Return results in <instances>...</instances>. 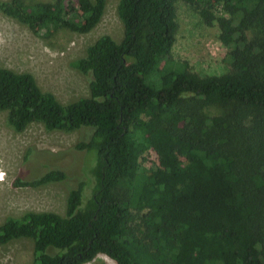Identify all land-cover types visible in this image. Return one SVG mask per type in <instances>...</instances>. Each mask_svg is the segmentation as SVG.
<instances>
[{"label": "trees", "instance_id": "trees-1", "mask_svg": "<svg viewBox=\"0 0 264 264\" xmlns=\"http://www.w3.org/2000/svg\"><path fill=\"white\" fill-rule=\"evenodd\" d=\"M178 1L118 0L121 39L103 34L70 62L87 96L62 103L30 72L0 65V110L14 130L36 121L90 131L76 144L90 177L68 190L65 213L7 216L0 245L31 238V264L99 254L115 264H264V0H181L217 23L226 48L218 72L172 56ZM106 2L0 0V13L50 38L90 32ZM185 97L221 112H187ZM149 152L156 161L146 167ZM65 178L49 169L13 186Z\"/></svg>", "mask_w": 264, "mask_h": 264}, {"label": "rangeland", "instance_id": "rangeland-1", "mask_svg": "<svg viewBox=\"0 0 264 264\" xmlns=\"http://www.w3.org/2000/svg\"><path fill=\"white\" fill-rule=\"evenodd\" d=\"M24 1L30 4L53 0ZM117 3L118 0H107L101 20L90 32L59 31L50 38H44L14 18L0 13V65L16 72H30L42 90L53 93L62 103L87 96L88 80L71 67L70 62L82 56L86 47L103 34L117 41L121 39L123 26L117 15ZM215 8V12L221 14V5ZM176 10L178 30L172 56L187 60L195 71H220L226 48L218 38L217 23L209 24L194 5L181 0L177 2ZM261 30L264 35V29ZM248 33L252 37L254 31L250 29ZM182 108L187 112L209 115L221 112L217 105L191 101L188 97L184 98ZM89 132L88 128L46 130L42 123L36 121L16 131L7 123V112L0 110V223L7 216H19L26 211L65 213L68 190L90 177L88 155L76 147ZM142 161L148 167L156 161V155L149 152ZM49 169L63 170L66 178L37 187L13 186L17 177L33 179ZM33 248L34 243L29 237L2 244L0 264H31ZM82 264L115 262L99 254Z\"/></svg>", "mask_w": 264, "mask_h": 264}]
</instances>
